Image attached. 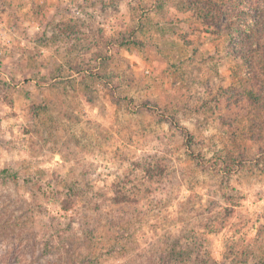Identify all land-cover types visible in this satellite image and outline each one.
<instances>
[{"label": "rangeland", "instance_id": "obj_1", "mask_svg": "<svg viewBox=\"0 0 264 264\" xmlns=\"http://www.w3.org/2000/svg\"><path fill=\"white\" fill-rule=\"evenodd\" d=\"M0 264H264V0H0Z\"/></svg>", "mask_w": 264, "mask_h": 264}, {"label": "trees", "instance_id": "obj_2", "mask_svg": "<svg viewBox=\"0 0 264 264\" xmlns=\"http://www.w3.org/2000/svg\"><path fill=\"white\" fill-rule=\"evenodd\" d=\"M201 17L204 19V12L203 13H201ZM210 22V21H209Z\"/></svg>", "mask_w": 264, "mask_h": 264}]
</instances>
